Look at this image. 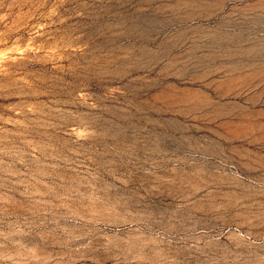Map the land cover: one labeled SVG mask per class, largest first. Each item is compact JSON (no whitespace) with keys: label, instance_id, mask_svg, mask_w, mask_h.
I'll list each match as a JSON object with an SVG mask.
<instances>
[{"label":"rangeland","instance_id":"374dc122","mask_svg":"<svg viewBox=\"0 0 264 264\" xmlns=\"http://www.w3.org/2000/svg\"><path fill=\"white\" fill-rule=\"evenodd\" d=\"M0 264H264V0H0Z\"/></svg>","mask_w":264,"mask_h":264},{"label":"bare ground","instance_id":"6f19581e","mask_svg":"<svg viewBox=\"0 0 264 264\" xmlns=\"http://www.w3.org/2000/svg\"><path fill=\"white\" fill-rule=\"evenodd\" d=\"M252 195V194H251ZM142 233V232H141ZM139 236V235H138ZM143 238H144V236H143ZM140 242V241H139ZM146 242V241H145ZM231 242V241H230ZM141 243H142V240H141ZM126 245V244H125ZM134 245V244H133ZM232 245V244H231ZM127 246V245H126ZM130 246V245H129ZM236 246H237V244H236ZM143 247V246H142ZM142 249V248H141ZM219 249V248H218ZM222 249V248H221ZM236 249V248H235ZM122 250V249H121ZM136 255V254H135ZM151 255V254H150ZM156 256V255H155ZM159 256V255H158ZM157 259V258H156ZM134 262V261H133Z\"/></svg>","mask_w":264,"mask_h":264}]
</instances>
